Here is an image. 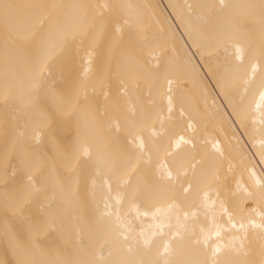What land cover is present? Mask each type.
Instances as JSON below:
<instances>
[{
	"label": "bare ground",
	"instance_id": "6f19581e",
	"mask_svg": "<svg viewBox=\"0 0 264 264\" xmlns=\"http://www.w3.org/2000/svg\"><path fill=\"white\" fill-rule=\"evenodd\" d=\"M0 264H264V0H0Z\"/></svg>",
	"mask_w": 264,
	"mask_h": 264
}]
</instances>
